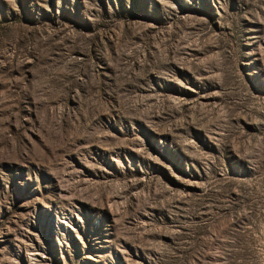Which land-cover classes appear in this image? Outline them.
Instances as JSON below:
<instances>
[{"label":"rangeland","instance_id":"1","mask_svg":"<svg viewBox=\"0 0 264 264\" xmlns=\"http://www.w3.org/2000/svg\"><path fill=\"white\" fill-rule=\"evenodd\" d=\"M0 264H264V0H0Z\"/></svg>","mask_w":264,"mask_h":264}]
</instances>
